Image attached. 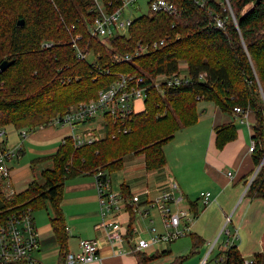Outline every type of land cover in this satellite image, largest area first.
<instances>
[{
  "label": "trees",
  "instance_id": "trees-1",
  "mask_svg": "<svg viewBox=\"0 0 264 264\" xmlns=\"http://www.w3.org/2000/svg\"><path fill=\"white\" fill-rule=\"evenodd\" d=\"M101 1L110 12L121 6L119 0ZM165 1L173 5L174 14L142 15L133 19L127 36L98 39L91 38L87 29L93 18L89 13L92 0H0V64L12 61L0 72V129L12 126L16 131L34 132L70 106L96 98L121 75L143 77L148 89L145 109L133 116L126 134L117 118L106 115L103 139L76 148L71 138H65L47 158L51 168L41 171L40 180H34L22 193L6 196L0 182L1 215L15 208L35 212L49 205L52 230L64 251L62 262L68 253L60 206L65 182L97 171L110 175L132 154L144 156L147 171L161 169L165 165L163 147L176 132L197 123L200 101L213 103L228 116H234L236 107L248 111L254 118L255 148L251 154L255 167L263 159L264 0H228L235 23L225 0H204L203 8L192 0ZM247 5L253 9L241 17ZM217 19L224 22L223 28L217 27ZM75 37H79L77 46L88 54L87 59L77 58L71 45ZM163 38H168L166 43L146 55L119 61L123 55L133 56L138 44ZM180 61L187 65L188 81L164 87L161 94L149 77L179 74ZM235 139L233 123L215 129L216 149ZM246 196L264 202V163ZM192 241L193 249L201 246L200 238L192 236ZM161 255L135 253L138 264H150ZM219 264L245 261L231 246ZM251 264H261L259 256Z\"/></svg>",
  "mask_w": 264,
  "mask_h": 264
},
{
  "label": "crops",
  "instance_id": "crops-1",
  "mask_svg": "<svg viewBox=\"0 0 264 264\" xmlns=\"http://www.w3.org/2000/svg\"><path fill=\"white\" fill-rule=\"evenodd\" d=\"M204 114L203 121L200 120L202 115L198 114L195 125L176 132L163 147L165 165L161 169L147 171L144 156L132 154L123 158V166L119 171L108 175L113 192L125 198L139 194L137 207L139 211L148 213L145 219L133 215L129 209L117 215L116 220L129 230L128 241L123 242L121 248L118 244L108 243L104 230L95 229L101 219L94 176L84 174L67 180L60 204L67 235L65 250L77 253L81 240L96 241L99 246L97 259L89 264H138L135 254L130 253L134 242L149 237L151 227H160L161 231L158 232H162L160 217L156 210L149 207L148 200L169 190L172 182L177 186L175 196L181 201L171 208L179 207L188 211L193 218L188 233L192 251L197 250L193 249L192 236L201 239L198 249L201 258L205 257L199 264L208 261L209 249V255L215 253L221 256L225 251L229 237H224L221 231L228 220L233 225L231 227L236 229L237 239L233 241V246L242 259L248 262L259 256L261 264H264V202L246 196L247 184L256 168L250 153L254 118L249 114L246 122L241 123V118L223 114L216 106ZM228 123L235 125L236 139L218 150L215 147V129ZM69 133L67 128L29 133L22 142L20 157L8 164L11 191L20 194L34 180H40L41 171L51 168L52 162L47 158L57 151ZM20 142L18 132H15L0 143L1 147L7 148ZM228 173H231L230 178ZM145 191H148V195L144 194ZM201 192L211 194V203L207 206H202L199 201ZM52 217L49 205L46 209L33 212L39 235L38 247L33 256L41 264H61L63 258L64 251L59 247L52 230ZM166 243L159 242L139 253L148 256L164 254L160 259L171 253V250L162 247Z\"/></svg>",
  "mask_w": 264,
  "mask_h": 264
},
{
  "label": "built area",
  "instance_id": "built-area-1",
  "mask_svg": "<svg viewBox=\"0 0 264 264\" xmlns=\"http://www.w3.org/2000/svg\"><path fill=\"white\" fill-rule=\"evenodd\" d=\"M120 8L115 11H109L108 7L102 4L101 0H92V6L89 11L92 15L91 22L87 25L88 33L91 38H114L118 36H127L128 29L133 19L124 16V10L130 5L136 3V0H119ZM199 8L204 7V0H192ZM226 8L235 23V18L229 6L228 0H225ZM149 13H168L174 14V7L165 0L148 1ZM218 28L224 27V22L220 19L216 20ZM79 37L72 38L71 45L79 60L88 58V54L78 48L76 40ZM168 38L141 45L138 44L133 56L123 55L119 61L130 62L132 57H140L146 55L150 50L163 46ZM49 46V45H46ZM204 75H200L202 78ZM154 88L161 94L165 88L179 86L188 81L187 75L175 74L171 77L158 75L154 78L149 77ZM147 87L144 84V78L139 76L121 75L109 87L100 90L97 97L87 102H80L70 106L66 112L54 118L47 126H40L37 130L46 128H67L70 133L66 138H71L76 148L89 145L104 138V116L109 115L120 121L123 134L128 132L127 124L130 123L133 116L144 111V102L147 94ZM264 104V94L260 91ZM140 103L138 107L137 104ZM234 116L241 118V123H245L249 115L248 111L241 108L233 109ZM100 118V123L97 119ZM96 122V123H95ZM264 125V110H263ZM21 142L14 147H0V182L3 185L6 196L14 195L10 187V169L8 164L14 159H18L22 152V142L26 139L29 132L26 130L17 131ZM4 132L0 133L2 136ZM64 143V139L61 144ZM255 142L250 143V153L254 152ZM264 158V156H263ZM260 165V164H259ZM261 167V166H260ZM260 168H255L253 177L258 173ZM96 191L98 196L100 223L95 226L96 230H104L105 238L108 243L121 244L128 241L129 230L121 225L117 220V215L129 209L131 213L142 219L148 217L147 212L139 211V194H134L125 198L120 194L113 192L110 188L108 175L103 171H97L94 175ZM227 176L230 178L231 173ZM250 182V183H251ZM249 187V186H248ZM177 186L174 183L169 184V190L162 191L152 200H148L151 209L157 211L162 226V232H157L154 227L149 229L150 236L139 238L134 242L130 249V253L135 254L153 247L159 242H172L181 237L188 235L190 231V221L193 219L188 211L179 207L172 209L171 206L179 205L181 198L175 196ZM148 195V191L144 192ZM199 201L202 206L211 203V194L209 192H201ZM153 221H151L152 224ZM229 237L225 245V251L218 256L216 263L224 261V253L233 246V241L237 239L236 231L232 235L229 231H222ZM231 241V242H230ZM39 235L34 225L33 212L30 208H15L5 215L0 214V264H41L34 259L33 253L38 247ZM98 243L96 241L81 240L79 242V251L77 253H66L62 264H89L97 259ZM252 261L245 262L251 264Z\"/></svg>",
  "mask_w": 264,
  "mask_h": 264
},
{
  "label": "rangeland",
  "instance_id": "rangeland-1",
  "mask_svg": "<svg viewBox=\"0 0 264 264\" xmlns=\"http://www.w3.org/2000/svg\"><path fill=\"white\" fill-rule=\"evenodd\" d=\"M148 1L149 0H136L135 4L130 5L128 8H126L124 10V12H123L124 16L126 18L135 19V18L140 17L142 15L149 14ZM89 60L91 61L92 58L89 57ZM179 74L187 75V65L184 61H180V63H179ZM214 107H215V105L211 102L200 101L197 104L198 114L200 116L202 115L200 120L203 121V119H204L203 115H205L204 113L208 114ZM98 123H100V118L97 119L96 124H93V127L97 126ZM56 129H59V128L58 127L46 128L45 130L51 131V130H56ZM2 132H4V134L2 136H0V142H1V140H5V137L7 135L10 136V134H14L17 131L15 129H13L12 126L11 127L7 126L4 129H0V133H2ZM38 132H40V131H38ZM43 133L46 134V132H43ZM167 153H168V151H167ZM39 215L45 216V214H39ZM34 217H36V216L34 215ZM231 226H233V225H231L229 223V220H228L227 222H225L222 230L235 233L236 229H233V227H231ZM156 230H157V232L161 231V228L159 227ZM221 233H222V231H221ZM188 236H189V234L187 236L181 237L175 241L167 242L166 246H162V247H165L166 250H171V253L165 257H161L160 259L153 261L152 264H175V263H177V261L180 257H186L180 264H199L200 261L202 262L204 260L205 256H203L201 258V254L199 252V249L192 251V249L190 247V239ZM223 236L225 237V233L223 234ZM145 239H147V237ZM210 251L211 250L209 249V251L207 253V257H208L207 260L208 261L204 262L203 264H217L216 260L218 258V255H214L215 253H212L211 255H209Z\"/></svg>",
  "mask_w": 264,
  "mask_h": 264
},
{
  "label": "water",
  "instance_id": "water-1",
  "mask_svg": "<svg viewBox=\"0 0 264 264\" xmlns=\"http://www.w3.org/2000/svg\"><path fill=\"white\" fill-rule=\"evenodd\" d=\"M258 3V1H257ZM253 7L251 5H247L241 12V17H246L251 11H252ZM18 26H21L23 24L22 21H19L18 23ZM12 61L11 62H8V61H4L0 64V72L4 71L9 65H11ZM264 163V158L262 159L260 165L257 167V168H260V166ZM250 182L251 180L248 182L247 184V188L248 186L250 185Z\"/></svg>",
  "mask_w": 264,
  "mask_h": 264
}]
</instances>
